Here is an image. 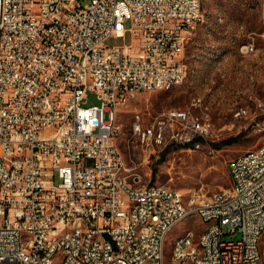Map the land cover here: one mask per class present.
I'll return each instance as SVG.
<instances>
[{
  "label": "built area",
  "instance_id": "obj_1",
  "mask_svg": "<svg viewBox=\"0 0 264 264\" xmlns=\"http://www.w3.org/2000/svg\"><path fill=\"white\" fill-rule=\"evenodd\" d=\"M199 8L201 0H0V264H42L62 247L66 264H168L164 238L190 220L205 233L195 246L192 228L179 239L178 264H264V144L232 159L231 186L212 194L141 185L116 144L121 111L185 82ZM129 33L130 45L107 46ZM90 92L99 103L89 105ZM134 112L131 140L143 145L163 144L170 131L177 139L166 119L181 124L187 144L212 132L187 111L148 127ZM73 215L88 229L62 236Z\"/></svg>",
  "mask_w": 264,
  "mask_h": 264
},
{
  "label": "rangeland",
  "instance_id": "obj_2",
  "mask_svg": "<svg viewBox=\"0 0 264 264\" xmlns=\"http://www.w3.org/2000/svg\"><path fill=\"white\" fill-rule=\"evenodd\" d=\"M201 1L202 18L189 34L183 85L143 94L138 104L119 114L118 144L134 175L141 178L140 184L167 185L184 194L195 189L212 194L229 188L230 161L264 144V0ZM131 43L129 33L125 40L110 38L107 46L123 48ZM88 102L99 103L97 95L90 92ZM137 108L147 124L171 110L187 111L191 121H208L212 132L194 137L187 145L181 124L165 118L166 125L179 134L177 139L171 138L170 131L163 144L143 145L131 140ZM230 138L236 141L216 147ZM189 228L200 234L204 226L190 220L182 229L177 227L167 239V260L174 237ZM240 237L237 231L224 240Z\"/></svg>",
  "mask_w": 264,
  "mask_h": 264
},
{
  "label": "bare ground",
  "instance_id": "obj_3",
  "mask_svg": "<svg viewBox=\"0 0 264 264\" xmlns=\"http://www.w3.org/2000/svg\"><path fill=\"white\" fill-rule=\"evenodd\" d=\"M202 2V1H201ZM199 17L200 18H194L192 20V28H194L195 24L199 22L202 18V3L201 8H199ZM181 85L178 83H170L168 86L165 87V90L161 91H167L172 89L173 87ZM133 123H137V112H134L132 122H131V134L133 135ZM138 124L140 127H148V124L145 121L144 116L138 117ZM145 138V130H137V139H144ZM116 144L117 147L120 148L118 144V135L116 137ZM120 153H122L120 149ZM124 155V154H123ZM134 178H140L137 175H134ZM194 203V196H185L184 197V204H192ZM80 225V230H87L89 227V220H81V215H73L70 219H68V226L69 227H62V236H69L70 235V229H77ZM204 229L202 233H198L194 228L192 229V234L190 235L188 239V246H195L196 243L201 240V234L205 233V224H203ZM171 233H167L164 238V260L168 264H178V249H179V239H187L189 235V230H184L179 233L178 238L176 236L173 239V243L171 245V254L170 258L167 260L166 258V243L167 239L170 236ZM69 261V247H62V253L59 257H49V262H45L42 264H53L56 262L57 264H66Z\"/></svg>",
  "mask_w": 264,
  "mask_h": 264
},
{
  "label": "trees",
  "instance_id": "obj_4",
  "mask_svg": "<svg viewBox=\"0 0 264 264\" xmlns=\"http://www.w3.org/2000/svg\"><path fill=\"white\" fill-rule=\"evenodd\" d=\"M236 141V138H230L227 140H223L222 142H220L219 144H217L216 147L221 148L223 145H231ZM190 145V144H187Z\"/></svg>",
  "mask_w": 264,
  "mask_h": 264
},
{
  "label": "crops",
  "instance_id": "obj_5",
  "mask_svg": "<svg viewBox=\"0 0 264 264\" xmlns=\"http://www.w3.org/2000/svg\"><path fill=\"white\" fill-rule=\"evenodd\" d=\"M139 101H140V100H139ZM139 101H138V102H139ZM137 104H138V103H137Z\"/></svg>",
  "mask_w": 264,
  "mask_h": 264
}]
</instances>
